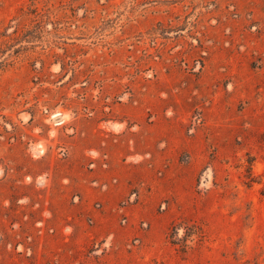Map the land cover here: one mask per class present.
<instances>
[{"label": "rangeland", "instance_id": "374dc122", "mask_svg": "<svg viewBox=\"0 0 264 264\" xmlns=\"http://www.w3.org/2000/svg\"><path fill=\"white\" fill-rule=\"evenodd\" d=\"M0 264H264V0H0Z\"/></svg>", "mask_w": 264, "mask_h": 264}]
</instances>
